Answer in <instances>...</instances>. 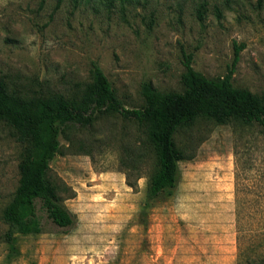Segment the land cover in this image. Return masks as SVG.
<instances>
[{
  "label": "rangeland",
  "instance_id": "1",
  "mask_svg": "<svg viewBox=\"0 0 264 264\" xmlns=\"http://www.w3.org/2000/svg\"><path fill=\"white\" fill-rule=\"evenodd\" d=\"M200 3L205 12L198 22ZM233 43L243 48L232 86L264 95V0H78L75 6L0 0V78L23 97L69 95L90 81L96 64L122 105L138 108L142 83L162 93L183 91L180 48L194 71L216 80L231 65ZM12 133L0 122V264H237L239 258L264 264V235L256 233L264 228V135L255 126L199 121L176 137L192 158L178 164L173 195L145 210L156 161L142 129L102 116L70 132L83 139V153L63 150L49 163L48 177L67 187L59 195L74 223L58 228L38 209L42 232L18 236L15 254L1 241V211L18 185L21 148ZM134 149L144 152L131 163ZM235 166L245 233L239 245Z\"/></svg>",
  "mask_w": 264,
  "mask_h": 264
},
{
  "label": "trees",
  "instance_id": "2",
  "mask_svg": "<svg viewBox=\"0 0 264 264\" xmlns=\"http://www.w3.org/2000/svg\"><path fill=\"white\" fill-rule=\"evenodd\" d=\"M61 1L55 0L56 6ZM117 1L121 4L130 2ZM71 2L75 6L78 0ZM204 12L203 3L195 6L194 14L198 22L202 21ZM215 15L217 19L220 18L217 9ZM232 47L231 65L226 74L216 80L207 79L194 71L191 67V55L180 48L183 67L180 81L183 91L162 93L154 90L148 83H142L139 95L143 103L140 107L131 109L125 108L116 98L108 80L96 64H91L90 81L77 85V90L66 96H19L9 92L8 83L0 78V122H4L12 130L13 139L21 148L17 163L18 185L1 211V222L6 228L1 234V241L9 247L10 252L16 253L18 236L38 235L42 232L38 209L58 228L73 225L74 216L63 205L59 195L68 189L60 180L49 179V163L56 155L63 154V150L83 153V139L74 137L70 132L79 133L102 116H117L123 121L134 123L142 129L145 144L152 149L156 167L148 178L141 210L173 195L180 178L178 164L192 158L187 153L188 149L177 147L175 138L188 134L199 121L212 122L216 126H255L264 135V95L256 96L232 86L231 75L243 45L233 43ZM62 139L66 142L65 147L61 145ZM145 144L136 148L141 149ZM236 145L237 143L234 144L235 147ZM143 152L134 149L132 155L137 158L130 159V162L141 159ZM236 169L235 166L234 222L235 238L239 245L245 233L238 206L239 173ZM125 178L127 185L132 187L128 177ZM256 233L264 235V228ZM240 255L239 250V257ZM254 263L240 258L237 261V264Z\"/></svg>",
  "mask_w": 264,
  "mask_h": 264
},
{
  "label": "clouds",
  "instance_id": "3",
  "mask_svg": "<svg viewBox=\"0 0 264 264\" xmlns=\"http://www.w3.org/2000/svg\"><path fill=\"white\" fill-rule=\"evenodd\" d=\"M46 44H47L48 46H52V41H47ZM30 51L32 52L33 55H35L36 52L38 51V49H31Z\"/></svg>",
  "mask_w": 264,
  "mask_h": 264
}]
</instances>
